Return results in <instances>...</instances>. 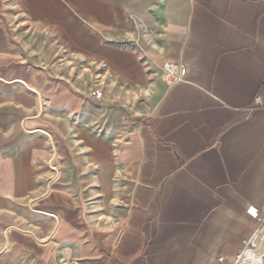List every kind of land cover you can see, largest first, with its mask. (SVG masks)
<instances>
[{"label":"crops","instance_id":"obj_1","mask_svg":"<svg viewBox=\"0 0 264 264\" xmlns=\"http://www.w3.org/2000/svg\"><path fill=\"white\" fill-rule=\"evenodd\" d=\"M263 87L264 0H0V264L231 262Z\"/></svg>","mask_w":264,"mask_h":264},{"label":"built area","instance_id":"obj_2","mask_svg":"<svg viewBox=\"0 0 264 264\" xmlns=\"http://www.w3.org/2000/svg\"><path fill=\"white\" fill-rule=\"evenodd\" d=\"M263 91H264V87H263ZM259 97L260 96L257 95L255 98L259 100ZM55 158H56V151L54 148H52L48 162L53 172V176H56L58 172L57 166L54 163ZM246 211L251 216L255 217L261 222L264 219V205H263V208L261 209H258L257 207L249 206L247 207ZM259 228L260 227L257 228V230L254 232V234L250 238L242 239L241 248L233 254L232 260L228 264H256L257 261L253 259V257L249 256L248 251L251 250L253 247H255V234ZM217 259L219 261H223L224 257L220 255L217 257ZM260 261L264 262V254L262 255V258L260 259Z\"/></svg>","mask_w":264,"mask_h":264},{"label":"bare ground","instance_id":"obj_3","mask_svg":"<svg viewBox=\"0 0 264 264\" xmlns=\"http://www.w3.org/2000/svg\"><path fill=\"white\" fill-rule=\"evenodd\" d=\"M250 257L260 260L264 254V225L260 226L255 234V247L248 251Z\"/></svg>","mask_w":264,"mask_h":264},{"label":"rangeland","instance_id":"obj_4","mask_svg":"<svg viewBox=\"0 0 264 264\" xmlns=\"http://www.w3.org/2000/svg\"><path fill=\"white\" fill-rule=\"evenodd\" d=\"M263 225H264V219L262 220L260 226H263ZM260 226H259V227H260ZM263 264H264V262H263Z\"/></svg>","mask_w":264,"mask_h":264}]
</instances>
